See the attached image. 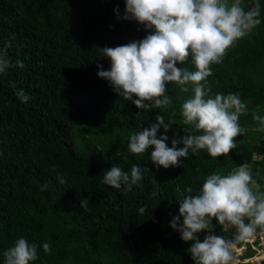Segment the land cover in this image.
<instances>
[{"label":"trees","instance_id":"trees-1","mask_svg":"<svg viewBox=\"0 0 264 264\" xmlns=\"http://www.w3.org/2000/svg\"><path fill=\"white\" fill-rule=\"evenodd\" d=\"M242 2L248 10L257 0ZM258 3L261 23L211 66L206 81L210 96L240 97L247 111L239 124L250 129L254 114L264 116V0ZM124 7V0H0V49L12 41L5 49L11 66L0 74V264L19 237L38 245V259L30 264H194L192 242L170 227L185 189L195 194L213 171L228 174L246 165L264 191L263 135L248 141L250 132H244L227 156L215 159L189 150L181 166L167 169L150 160L152 146L141 155L129 152L130 135L157 115L175 120L167 133L160 128L157 134L169 137V147L173 136H183L180 106L192 93L169 83L171 104L137 109L97 76L98 65L110 68L100 49L149 34L134 20L117 19ZM176 66L194 70L190 57ZM18 91L29 99L22 101ZM133 164L144 171L141 186L131 192L101 183L112 166L130 171ZM212 224L214 234H226L215 219ZM197 235L202 241L205 232ZM44 242L51 253H44ZM240 250L235 248L236 257Z\"/></svg>","mask_w":264,"mask_h":264},{"label":"clouds","instance_id":"clouds-1","mask_svg":"<svg viewBox=\"0 0 264 264\" xmlns=\"http://www.w3.org/2000/svg\"><path fill=\"white\" fill-rule=\"evenodd\" d=\"M124 3V14H118L117 19L134 20L149 34L139 41L100 49L109 58L110 68L104 70L98 65L97 76L108 81L115 93L137 109L171 104L165 95L169 83L181 86L183 93H192L180 106L182 123L186 126L183 136H173L169 147L166 143L169 137L161 134L158 138L157 134L160 128L167 133L175 120L166 121L163 115H157L154 123L130 135L129 152L141 155L152 146L150 160L165 169L181 166V158H187L189 150L192 153L205 150L214 159L227 156L236 147L235 138L243 132L239 117L246 113L247 105L235 93L210 96L206 81L212 75L211 66L221 63L227 50L261 23L258 0L248 10L242 0H124ZM114 11L118 13V9ZM11 46V40L5 42V49ZM5 49H0V74L11 66ZM189 57L194 70L176 66L185 64ZM16 67L23 69V62L17 60ZM17 95L22 101L29 99L23 91ZM253 119L264 129V116L254 114ZM143 171L138 164H133L130 171L112 166L104 172L101 183L122 189L126 194L134 186H141ZM58 180L61 184L65 182L63 177ZM185 193L170 227L180 233L183 241L192 242L188 252L194 264H238L236 245L250 242L257 229L264 230V191L251 171L246 165L228 174L213 171L204 178L198 192L193 194L189 186ZM88 202L86 196L80 200V206L86 207ZM138 212L143 215L146 206L139 207ZM213 219L226 231L235 229L234 238L214 234ZM200 232L208 233L202 241L197 235ZM42 248L45 254L51 253L48 242ZM37 249L35 241L19 237L3 252V264H30L38 259Z\"/></svg>","mask_w":264,"mask_h":264},{"label":"rangeland","instance_id":"rangeland-1","mask_svg":"<svg viewBox=\"0 0 264 264\" xmlns=\"http://www.w3.org/2000/svg\"><path fill=\"white\" fill-rule=\"evenodd\" d=\"M246 128H247V129H246ZM251 128H252V129L248 128V126L242 128V129H243L242 134H244V132H250L248 136H245L246 140H248V141H252V140L254 139V136H256V137H257L258 135H259V136H262V135L264 136V129L261 128V126H260V124H259L258 121L255 122V124L252 125ZM247 167H248V169H249L250 171H252V169H251L250 166H247ZM205 234H207V232H205ZM236 247L239 248V249H241L240 252H239L238 255H237L238 264H239L240 262H246V261L254 262V263H257V264L261 262V258L258 257V256H257V257H252L251 259H247V260H246V258H245V256H247V254H245V253H246V245L243 244V242L238 243V244L236 245ZM235 253H236V252L234 251V254H235ZM254 258H257V259L255 260Z\"/></svg>","mask_w":264,"mask_h":264},{"label":"built area","instance_id":"built-area-1","mask_svg":"<svg viewBox=\"0 0 264 264\" xmlns=\"http://www.w3.org/2000/svg\"><path fill=\"white\" fill-rule=\"evenodd\" d=\"M222 230L226 233L223 235L226 239L234 238V235L230 236V234L233 233L234 229H229L226 231L222 226ZM243 244L246 245V250L252 251V255L246 259H251L252 257L257 256L260 257L261 260L264 259V230L257 229L255 237L250 242H243Z\"/></svg>","mask_w":264,"mask_h":264},{"label":"bare ground","instance_id":"bare-ground-1","mask_svg":"<svg viewBox=\"0 0 264 264\" xmlns=\"http://www.w3.org/2000/svg\"><path fill=\"white\" fill-rule=\"evenodd\" d=\"M255 260L257 259V258H254Z\"/></svg>","mask_w":264,"mask_h":264}]
</instances>
